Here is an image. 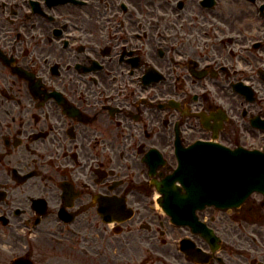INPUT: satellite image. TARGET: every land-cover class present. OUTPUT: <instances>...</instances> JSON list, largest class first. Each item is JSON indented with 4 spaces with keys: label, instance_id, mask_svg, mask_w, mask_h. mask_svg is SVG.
<instances>
[{
    "label": "flooded vegetation",
    "instance_id": "1",
    "mask_svg": "<svg viewBox=\"0 0 264 264\" xmlns=\"http://www.w3.org/2000/svg\"><path fill=\"white\" fill-rule=\"evenodd\" d=\"M211 147L264 148V0H0V264H264L263 192L162 206Z\"/></svg>",
    "mask_w": 264,
    "mask_h": 264
},
{
    "label": "water",
    "instance_id": "2",
    "mask_svg": "<svg viewBox=\"0 0 264 264\" xmlns=\"http://www.w3.org/2000/svg\"><path fill=\"white\" fill-rule=\"evenodd\" d=\"M255 158V165L253 169L255 172L252 174V179L248 182L247 173L249 170L248 163L241 162L240 164L233 162L231 159H224L221 162H217L215 168L212 167V172L208 170V174H211L210 181L214 182V188L217 190L222 186L218 185L221 183L224 185V189H229L228 194L224 196L220 195L219 198L222 200H242L253 190H264V154L257 153L252 154L251 159ZM248 159V156L246 157ZM248 162V160L244 161ZM216 163V162H215ZM254 164V163H253ZM214 166V164H213ZM176 173L184 172V167L178 168ZM174 178H171V187L174 188L173 182ZM13 264H32L30 261L19 260Z\"/></svg>",
    "mask_w": 264,
    "mask_h": 264
},
{
    "label": "rangeland",
    "instance_id": "3",
    "mask_svg": "<svg viewBox=\"0 0 264 264\" xmlns=\"http://www.w3.org/2000/svg\"><path fill=\"white\" fill-rule=\"evenodd\" d=\"M50 241V240H49ZM51 242V241H50ZM41 245H44V241ZM44 255H52L54 258H58L59 255L55 254L54 252L51 251L50 247H45L44 246ZM146 249H144V247L142 246V250L139 253H137L136 249H128V258L120 261L119 263H115V257L113 256V254L111 252H108V256L104 257V258H97L96 264H139L140 260L146 255ZM135 255L136 258L133 259L131 258V256ZM38 264H41L42 262H40V260H38ZM131 262V263H130ZM47 264H88V261L86 260H78V261H71V260H64L62 262H60V260L58 259H53V262L51 261L50 263Z\"/></svg>",
    "mask_w": 264,
    "mask_h": 264
}]
</instances>
